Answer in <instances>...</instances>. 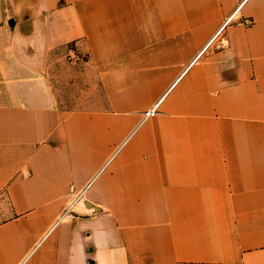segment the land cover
Segmentation results:
<instances>
[{"label":"crops","instance_id":"1","mask_svg":"<svg viewBox=\"0 0 264 264\" xmlns=\"http://www.w3.org/2000/svg\"><path fill=\"white\" fill-rule=\"evenodd\" d=\"M0 188V264H264V0H0Z\"/></svg>","mask_w":264,"mask_h":264},{"label":"rangeland","instance_id":"2","mask_svg":"<svg viewBox=\"0 0 264 264\" xmlns=\"http://www.w3.org/2000/svg\"><path fill=\"white\" fill-rule=\"evenodd\" d=\"M61 58L52 68L51 79L58 93V104L64 109L85 107L91 97L89 93L88 56L77 52H60ZM99 94V91H97ZM9 202L5 190L0 188V221L9 214Z\"/></svg>","mask_w":264,"mask_h":264},{"label":"built area","instance_id":"3","mask_svg":"<svg viewBox=\"0 0 264 264\" xmlns=\"http://www.w3.org/2000/svg\"><path fill=\"white\" fill-rule=\"evenodd\" d=\"M231 18V17H230ZM229 18V19H230ZM228 19V20H229ZM160 104V101H158L154 106H152L151 108L147 109L146 111H144L143 113V118L142 120L140 121V124L141 125L144 121H146L148 118H151L153 117L157 112H158V106ZM81 195H79V197H77V199L80 198Z\"/></svg>","mask_w":264,"mask_h":264},{"label":"water","instance_id":"4","mask_svg":"<svg viewBox=\"0 0 264 264\" xmlns=\"http://www.w3.org/2000/svg\"><path fill=\"white\" fill-rule=\"evenodd\" d=\"M85 205L87 207H93L94 209H97L98 208L94 203H92L90 201H85Z\"/></svg>","mask_w":264,"mask_h":264}]
</instances>
